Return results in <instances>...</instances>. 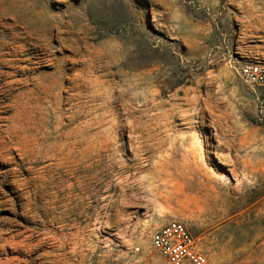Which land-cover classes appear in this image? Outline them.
<instances>
[{"label": "rangeland", "instance_id": "374dc122", "mask_svg": "<svg viewBox=\"0 0 264 264\" xmlns=\"http://www.w3.org/2000/svg\"><path fill=\"white\" fill-rule=\"evenodd\" d=\"M168 2L0 0V264H264V0Z\"/></svg>", "mask_w": 264, "mask_h": 264}, {"label": "built area", "instance_id": "2783aa9c", "mask_svg": "<svg viewBox=\"0 0 264 264\" xmlns=\"http://www.w3.org/2000/svg\"><path fill=\"white\" fill-rule=\"evenodd\" d=\"M240 78L253 90L264 96V61H248L236 67ZM151 245L170 264H207V254L198 246L187 224L171 219L156 228L151 235Z\"/></svg>", "mask_w": 264, "mask_h": 264}, {"label": "crops", "instance_id": "0c3cea01", "mask_svg": "<svg viewBox=\"0 0 264 264\" xmlns=\"http://www.w3.org/2000/svg\"><path fill=\"white\" fill-rule=\"evenodd\" d=\"M164 6H166V8H167V10H168V14H170V17L171 18H176V17H180V15L178 14V13H176V12H174V9H173V7H172V2L170 3V2H168V0H164ZM174 14V15H173ZM182 17V16H181Z\"/></svg>", "mask_w": 264, "mask_h": 264}]
</instances>
